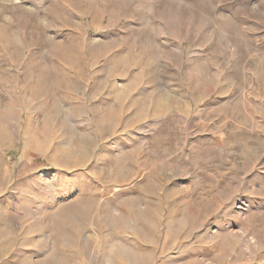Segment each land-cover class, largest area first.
Segmentation results:
<instances>
[{
	"label": "rangeland",
	"instance_id": "374dc122",
	"mask_svg": "<svg viewBox=\"0 0 264 264\" xmlns=\"http://www.w3.org/2000/svg\"><path fill=\"white\" fill-rule=\"evenodd\" d=\"M0 264H264V0H0Z\"/></svg>",
	"mask_w": 264,
	"mask_h": 264
}]
</instances>
